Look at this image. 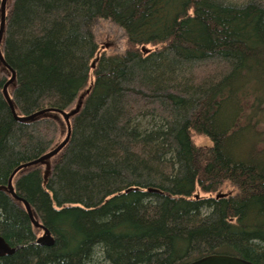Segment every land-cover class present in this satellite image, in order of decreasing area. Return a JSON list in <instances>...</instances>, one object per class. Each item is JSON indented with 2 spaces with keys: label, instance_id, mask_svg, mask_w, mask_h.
Returning a JSON list of instances; mask_svg holds the SVG:
<instances>
[{
  "label": "trees",
  "instance_id": "16d2710c",
  "mask_svg": "<svg viewBox=\"0 0 264 264\" xmlns=\"http://www.w3.org/2000/svg\"><path fill=\"white\" fill-rule=\"evenodd\" d=\"M0 51V264H264V0H9ZM11 70L17 117L74 112L12 178L51 245L6 188L66 124L17 121Z\"/></svg>",
  "mask_w": 264,
  "mask_h": 264
},
{
  "label": "water",
  "instance_id": "95a60500",
  "mask_svg": "<svg viewBox=\"0 0 264 264\" xmlns=\"http://www.w3.org/2000/svg\"><path fill=\"white\" fill-rule=\"evenodd\" d=\"M5 10H6V0H1V6H0V43H1V40H2V35H3V30H4ZM0 62L2 64H5V62L3 60V57H2V54H1V51H0ZM92 66H93V64H92ZM14 77H15V73H14L13 70H11V78L3 86L2 92H3V96H4L7 104L9 105V108H10L12 114L14 115V117H15V119L17 121H20V122L30 121V120L34 119L35 117H38V116H40V115H42L44 113L53 112L54 111V112H58L59 114L62 115V117L64 118V121H65V124H66V136H65V138L55 148H53L49 152L45 153L41 157L17 167L12 172V174L9 176V178L7 180V188H6L8 190V192H9V194L14 199H16L17 201H20L24 205L25 211H26L30 221L32 222V224L35 227H37V228L42 230V235L39 238H37L36 244H39V245H51V244H53V238L50 235V233L48 232V230L45 227H43L41 224H39L34 219L29 204L23 198H20V197H18L15 194L14 186L12 184V178L21 169H25V168H28V167H31V166H34V165H37V164H42V163L46 164V162L49 159L54 157L56 154H58L64 148V146L69 141L70 133H71L69 118L74 112L65 113V112L60 111V110L44 109V110L38 111L36 113H33V114L29 115V116L17 117L15 115L11 99H10V97L8 95V92H7V87L14 80ZM49 173H50V171L48 170V168L44 170V176H43L44 182H45L46 177L48 176ZM15 250H16V248L10 247L5 242V240L0 236V257L4 256V255L12 254ZM187 264H253V263L249 262V261H246L244 259L235 257V256L209 255V256H205V257H202L200 259H197L195 261H192L190 263H187Z\"/></svg>",
  "mask_w": 264,
  "mask_h": 264
},
{
  "label": "rangeland",
  "instance_id": "374dc122",
  "mask_svg": "<svg viewBox=\"0 0 264 264\" xmlns=\"http://www.w3.org/2000/svg\"><path fill=\"white\" fill-rule=\"evenodd\" d=\"M7 1L9 0H6V4H7ZM93 32L97 38V42L99 45V51H98L97 56L100 55L101 53H104L106 55H112V54L122 53L124 51L126 42H125L123 33L112 22H109L107 20L96 21L93 27ZM64 136L66 135H65V132L63 131L59 139L62 141L65 138ZM194 142L196 145H208L209 144V141L202 137L195 138ZM44 166H45V163H44ZM232 193H233V189L231 187H224L222 191L219 192L218 194L226 195V194H232ZM198 195L203 196V194L199 192H198ZM41 235L42 234H40V232L38 231L37 232L38 238Z\"/></svg>",
  "mask_w": 264,
  "mask_h": 264
}]
</instances>
